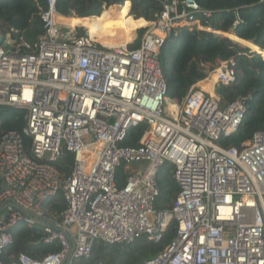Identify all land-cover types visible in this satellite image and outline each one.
<instances>
[{"label": "built area", "instance_id": "1", "mask_svg": "<svg viewBox=\"0 0 264 264\" xmlns=\"http://www.w3.org/2000/svg\"><path fill=\"white\" fill-rule=\"evenodd\" d=\"M45 4L44 34L28 42L13 30L0 44V106L25 111L22 133L0 134V264L13 241L10 229L41 221L43 242H58L59 251L39 260L19 254L9 264H73L99 241L130 244L146 236L158 244L171 222L172 241L140 264H264V130L240 147L220 145L246 109L245 97L216 94L235 82L234 60L201 62L213 94L200 81L164 115L159 49L184 23L210 27L195 18L196 1L162 0L136 48L79 35L81 27L53 20L56 0ZM138 124L146 126L139 146H121ZM66 153L72 161L65 175L54 163ZM122 163L142 168L124 172L119 188ZM164 164L179 189L169 209L156 210ZM59 192L65 208L50 219L43 204Z\"/></svg>", "mask_w": 264, "mask_h": 264}, {"label": "trees", "instance_id": "2", "mask_svg": "<svg viewBox=\"0 0 264 264\" xmlns=\"http://www.w3.org/2000/svg\"><path fill=\"white\" fill-rule=\"evenodd\" d=\"M123 1L122 5L112 6ZM195 1L200 9L195 14L196 19L208 22L213 31L221 32L228 37L233 34L240 44H235L226 36L196 31L193 27L172 29L158 53L162 77L167 88L166 98L180 103L191 87L205 79L201 62L214 65L218 61L233 59L236 80L229 86L216 87V94L227 101L237 96L245 97L246 109L237 131L223 138L220 145L240 147L244 139L251 137L256 131L264 130V3L260 0ZM109 6L116 7L126 17H133L134 20L142 19L144 22L153 21L155 15L163 10L162 0H56V9L60 15L75 17L77 24H82L89 36L99 42H103L100 39L101 32L91 23L99 24L104 30L110 23L109 14H100L107 7L110 8ZM46 8L45 0H0V35L6 38L12 35L13 30H18L26 41L34 42L44 34L41 12ZM204 13L209 16L206 17ZM143 31L144 29L138 30L136 41L130 45L132 48L139 46ZM78 33L85 35V31L81 29H78ZM245 44L251 50L258 51L259 48L261 52H251L248 48L242 47ZM24 127V110L12 106H0V134L8 130L22 133ZM145 129L144 124L130 127L121 146H139V139ZM30 144V137L24 136V145L27 149ZM71 161L72 155L66 153L63 159L54 165L66 175L69 169H65V166L70 165ZM171 169L170 165L164 164L156 175L159 189V195L154 203L156 210L169 209L178 192L179 187ZM125 180L126 174L119 169L115 176L116 185L119 188L124 186ZM43 206L48 218H58L65 208L62 192L45 201ZM44 222L32 226L24 222L15 224L10 229L13 241L3 252L2 264H9L11 259L15 260L19 254L39 260L49 253L59 251L58 242H43ZM174 236L175 224L171 222L158 244L152 243L146 236L130 244L108 245L99 241L95 243L88 258L77 262L79 264H140L162 251Z\"/></svg>", "mask_w": 264, "mask_h": 264}, {"label": "rangeland", "instance_id": "3", "mask_svg": "<svg viewBox=\"0 0 264 264\" xmlns=\"http://www.w3.org/2000/svg\"><path fill=\"white\" fill-rule=\"evenodd\" d=\"M119 5L120 4H115V5H112V6H119ZM103 13L109 14L108 21L111 20L113 25H117L119 23V25L122 26V28L124 30L123 31L124 33L127 34L130 29H133V31H134V34H133V37H132L133 39L130 42H128V44H133L136 41L137 36H138V30L144 29V31L142 33V36H143L144 33L146 32L147 28H148V26L146 25V23L142 19L134 20L133 17H126L124 14L120 13L119 10L116 7H110V8L107 7V9H105L100 15H102ZM118 14L120 16H118ZM74 19L76 20L75 17H74ZM75 24L77 25V20H76V23ZM78 26H79V28H80V26H82L81 27V30L85 31V34H87V30H86V28H84V26L82 24L81 25H78ZM75 27H77V26H75ZM225 36H227V35H225ZM244 46L245 47H248V46H246V44L243 45L242 47H244ZM110 47H116V46H110ZM207 85H210L209 81H205V82L203 81V83L200 84V86H201V88L203 90H205V91L213 94V88H212V86H209L210 87L209 88ZM169 103H173V104L174 103H177V104H180L179 102H176V100L166 99L165 102H164V105H163V110H164V115L165 116H168L167 108H169L168 107L169 106ZM136 166L141 169L142 168V163H139L138 165H134V164H124V163H122L120 169L123 172H127L129 169L132 170V168H135ZM74 264H79V262H75Z\"/></svg>", "mask_w": 264, "mask_h": 264}, {"label": "crops", "instance_id": "4", "mask_svg": "<svg viewBox=\"0 0 264 264\" xmlns=\"http://www.w3.org/2000/svg\"><path fill=\"white\" fill-rule=\"evenodd\" d=\"M65 17H62V15H60V14H58L56 17H55V21H57V22H62V24L63 25H66V26H68L69 28H71V27H73L74 25H75V23H76V20L75 19H73L74 21H75V23L74 24H69V23H67L66 21H65V19H64ZM70 18H74V17H70ZM146 23V22H145ZM92 25H94V27L96 28V29H98L100 32H101V37H100V39H101V41H103L104 43H106V40H105V38L103 37V34L106 32V34H110L111 32H116V31H119L120 33H121V31H124L123 30V28H122V26L121 25H119V23L117 24V25H113L112 24V21L110 20V23H108L107 24V26L104 28V30H102L101 29V26L99 25V24H97V23H95V22H92L91 23ZM75 27V26H74ZM119 27H121L122 28V30H118V28ZM72 29V28H71ZM133 34H134V31H133V29H130L129 30V32L127 33V34H125V36L123 37V35H122V38L120 39V40H117L116 41V39H114L113 40V35H118L117 33H113V34H111L110 36H109V38L111 39V42H113L114 44H117V43H122V42H124V41H129L130 39H132V37H133ZM227 34H230V33H227ZM217 35H223V36H225L224 34H222L221 32H217ZM231 36H233L234 38L233 39H230V40H232L233 42H235V43H237V44H240V42L236 39V37L232 34ZM230 36V37H231ZM127 37V38H126ZM226 37H228V36H226ZM230 37H228V38H230ZM119 38H120V36H119ZM113 46V45H112ZM205 82V81H204ZM203 82H200L199 84H202ZM209 83L210 84H212V82L211 81H209ZM208 87L210 86V85H207ZM210 88V87H209Z\"/></svg>", "mask_w": 264, "mask_h": 264}, {"label": "bare ground", "instance_id": "5", "mask_svg": "<svg viewBox=\"0 0 264 264\" xmlns=\"http://www.w3.org/2000/svg\"><path fill=\"white\" fill-rule=\"evenodd\" d=\"M62 17H65L64 19H65V21L67 22V23H69V24H74L75 23V21L73 20L74 18H70V17H68V16H62ZM53 20H55V19H53ZM61 24H62V22H61ZM79 24H75V26H78ZM146 25H148V22H146ZM183 26L184 27H186V26H188V27H193V28H195L196 30H203V31H207V32H212V33H215V34H217V32L216 31H213L212 30V28L211 27H209V26H204V25H202L201 23H184L183 24ZM80 27H82V26H80ZM72 29L74 28V26L73 27H71ZM71 28H69L70 30H71ZM118 30H122V28L121 27H119L118 28ZM87 33H88V31H87ZM113 33H117L118 35H113L112 37H113V40L114 39H116V41L117 40H120L121 38H122V35H123V37L125 36V34L126 33H124L123 31H121V33L119 32V31H116V32H111L110 34H106V32L103 34V37L105 38V40H106V44L107 45H109V46H126V45H129L128 44V42H130L132 39H130L129 41H124V42H122V43H117V44H114L113 42H111V39L109 38V36L111 35V34H113ZM119 36H120V38H119ZM127 38V37H126ZM234 37L233 36H231L230 37V39H233ZM96 40V39H95ZM97 41V40H96ZM97 42H99V41H97ZM99 43H101V44H103V45H106L105 43H103V42H99ZM245 47V46H244ZM246 48H248L249 50H250V48L249 47H246ZM258 48V47H257ZM258 51H255V50H250L251 52H258V53H260L261 51L259 50V48L257 49ZM262 55V54H261ZM263 57V56H262ZM263 59H264V57H263ZM210 86H212V84H210ZM169 108H175V106L173 105V103H169V106H168Z\"/></svg>", "mask_w": 264, "mask_h": 264}, {"label": "water", "instance_id": "6", "mask_svg": "<svg viewBox=\"0 0 264 264\" xmlns=\"http://www.w3.org/2000/svg\"><path fill=\"white\" fill-rule=\"evenodd\" d=\"M124 3V1L120 4V5H122ZM239 39V38H238ZM2 41H3V37L0 35V44L2 43ZM235 43V42H234ZM252 43V42H251ZM235 44H237V43H235ZM238 45V44H237Z\"/></svg>", "mask_w": 264, "mask_h": 264}]
</instances>
